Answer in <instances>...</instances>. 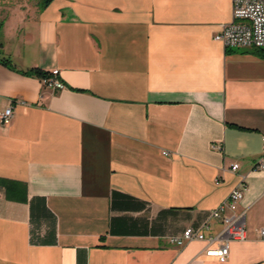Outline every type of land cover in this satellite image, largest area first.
Segmentation results:
<instances>
[{"label":"crops","instance_id":"0c3cea01","mask_svg":"<svg viewBox=\"0 0 264 264\" xmlns=\"http://www.w3.org/2000/svg\"><path fill=\"white\" fill-rule=\"evenodd\" d=\"M231 20L232 0H0V264H264V52L215 39ZM243 178L227 261L173 240L219 233Z\"/></svg>","mask_w":264,"mask_h":264},{"label":"built area","instance_id":"2783aa9c","mask_svg":"<svg viewBox=\"0 0 264 264\" xmlns=\"http://www.w3.org/2000/svg\"><path fill=\"white\" fill-rule=\"evenodd\" d=\"M215 39L223 42L226 47L264 49V0H232V20L220 25V30L215 34ZM59 74V69H53L50 75L44 78V82L56 89L66 88ZM13 116V106L11 105L0 111V124L9 125ZM262 140L264 144V135ZM255 167L264 170V159L260 158ZM238 168L239 163L231 165V169L234 171ZM244 180L245 178L231 191L225 202L210 212L211 218H217L227 207L233 211L231 215L224 217V225L219 233L206 236L200 230L188 227L181 237L173 240L178 245H183L191 240L205 241L207 255L217 257L220 262L227 261L230 254V243L247 238L246 214L235 211L244 197ZM261 234L264 237V228L261 230ZM216 243L217 246L214 247L213 245Z\"/></svg>","mask_w":264,"mask_h":264},{"label":"trees","instance_id":"16d2710c","mask_svg":"<svg viewBox=\"0 0 264 264\" xmlns=\"http://www.w3.org/2000/svg\"><path fill=\"white\" fill-rule=\"evenodd\" d=\"M258 49L264 52L263 48H258ZM0 62L4 65H7L9 68H14L11 59L8 57H0ZM26 72L36 73L39 76H41L42 78H46L47 76L50 75V72H45V71L39 70L37 68H35V69L32 68Z\"/></svg>","mask_w":264,"mask_h":264}]
</instances>
